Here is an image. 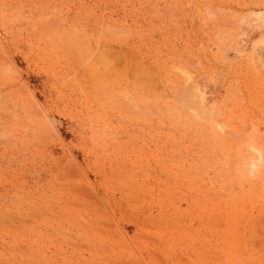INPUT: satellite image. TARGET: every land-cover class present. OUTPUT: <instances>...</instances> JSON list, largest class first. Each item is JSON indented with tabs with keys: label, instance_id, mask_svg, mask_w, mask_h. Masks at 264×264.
<instances>
[{
	"label": "rangeland",
	"instance_id": "374dc122",
	"mask_svg": "<svg viewBox=\"0 0 264 264\" xmlns=\"http://www.w3.org/2000/svg\"><path fill=\"white\" fill-rule=\"evenodd\" d=\"M0 264H264V0H0Z\"/></svg>",
	"mask_w": 264,
	"mask_h": 264
},
{
	"label": "bare ground",
	"instance_id": "6f19581e",
	"mask_svg": "<svg viewBox=\"0 0 264 264\" xmlns=\"http://www.w3.org/2000/svg\"><path fill=\"white\" fill-rule=\"evenodd\" d=\"M60 221V220H59ZM73 222V221H72Z\"/></svg>",
	"mask_w": 264,
	"mask_h": 264
}]
</instances>
